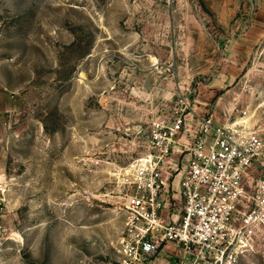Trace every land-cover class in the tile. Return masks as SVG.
<instances>
[{"label": "rangeland", "instance_id": "obj_1", "mask_svg": "<svg viewBox=\"0 0 264 264\" xmlns=\"http://www.w3.org/2000/svg\"><path fill=\"white\" fill-rule=\"evenodd\" d=\"M186 100L264 142V0H0V264H119L130 165Z\"/></svg>", "mask_w": 264, "mask_h": 264}, {"label": "built area", "instance_id": "obj_2", "mask_svg": "<svg viewBox=\"0 0 264 264\" xmlns=\"http://www.w3.org/2000/svg\"><path fill=\"white\" fill-rule=\"evenodd\" d=\"M190 101L171 119L153 122L151 152L130 165L133 189L120 203L125 213L119 238V264H150L168 243L181 250L167 264H241L264 235V176L248 181L264 142L234 124L199 118L193 141L183 144L188 158L179 171V211L167 213L163 166L184 133ZM0 180V229L7 211Z\"/></svg>", "mask_w": 264, "mask_h": 264}, {"label": "crops", "instance_id": "obj_3", "mask_svg": "<svg viewBox=\"0 0 264 264\" xmlns=\"http://www.w3.org/2000/svg\"><path fill=\"white\" fill-rule=\"evenodd\" d=\"M187 122H186V128L184 133L179 137L178 139V144H176V146L174 148L178 149V153H174L175 157H178V159L180 158L179 155L181 153V155L183 154V158L181 160V163L176 165V174L174 176H169L167 174V168L165 167L166 164L163 166V174H164V179H165V185H166V192L168 193V199L169 202L168 204L171 205L167 208L166 212L167 213H171V212H177L179 211V199H180V193H179V181L181 178V172H179L185 165L186 160L188 158V154H184L183 153V149H182V145L183 144H189L193 141L194 138V134L198 128V124H199V120L198 121H192L188 115H187ZM188 131L190 133H188ZM190 135V136H189ZM176 160V159H175ZM179 161V160H178ZM167 162V161H166ZM176 162V161H175ZM181 164V167L179 168V165ZM174 166V165H173ZM166 171V172H165ZM166 251L167 253L169 251H171L170 256L171 255H180V252H177V250H179L180 248L175 245L174 243H169L166 246ZM165 252V251H164ZM162 253L161 255L156 256V262L158 264H167V259H164L165 257V253ZM169 256V258H170Z\"/></svg>", "mask_w": 264, "mask_h": 264}, {"label": "bare ground", "instance_id": "obj_4", "mask_svg": "<svg viewBox=\"0 0 264 264\" xmlns=\"http://www.w3.org/2000/svg\"><path fill=\"white\" fill-rule=\"evenodd\" d=\"M1 176V175H0Z\"/></svg>", "mask_w": 264, "mask_h": 264}]
</instances>
